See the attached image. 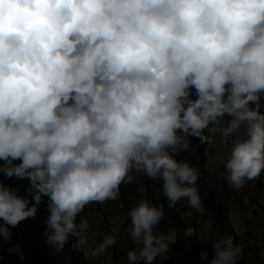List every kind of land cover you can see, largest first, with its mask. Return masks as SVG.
Here are the masks:
<instances>
[{"label":"clouds","instance_id":"9594fccd","mask_svg":"<svg viewBox=\"0 0 264 264\" xmlns=\"http://www.w3.org/2000/svg\"><path fill=\"white\" fill-rule=\"evenodd\" d=\"M262 99L264 0H0V175L30 193L0 182V238L47 197L54 251L74 236L73 248L100 256L115 235L86 248L89 223L77 218L118 200L133 173L160 181L169 208L186 200L204 214L200 170L180 153L219 133L232 141L227 184L258 179ZM165 215L147 197L128 211L127 264H154L175 243L174 230L156 231ZM211 247L208 264L244 255L228 233Z\"/></svg>","mask_w":264,"mask_h":264},{"label":"trees","instance_id":"16d2710c","mask_svg":"<svg viewBox=\"0 0 264 264\" xmlns=\"http://www.w3.org/2000/svg\"><path fill=\"white\" fill-rule=\"evenodd\" d=\"M262 110H264V99L261 101ZM207 136V130H205ZM191 141V149L187 151V161L199 168L201 176L198 180V188L200 196L203 200V206L206 211H209L214 226L219 230L220 234L228 233L235 237L239 243L237 234L230 220L229 201L237 196V192L232 191L226 186L224 179V186L222 189L213 185L211 173L207 170L206 162L209 160L212 151L208 146L207 141L202 143L195 138H189ZM221 172L225 175L226 170L224 165ZM135 179L131 184H124L120 187V196L122 198L126 214L131 209L129 207V198L131 195L135 196L136 202L142 198L147 199L153 203H163L165 210V218L159 223L160 231L168 233L174 230L176 234V242L170 245L167 252L168 260L162 264H208L212 258L214 250L211 247L213 240L206 239L203 241L193 240L189 242L186 239L185 231L187 225L183 218V209L179 208L176 204L175 207L169 208L167 199L161 193V182L153 181L144 176V183L146 186V194L141 195L138 193V173H133ZM258 180V179H255ZM0 182L11 186L18 190L19 195L27 196L30 198V193L26 191L29 187L27 180H18L16 178L9 179L6 176L0 175ZM100 206V203H99ZM47 197L42 198V202L38 205V211L35 218H29L22 221L15 228H10L12 236L8 240L0 238V264H61L62 259L52 253L53 246L48 244L47 236L45 235L47 225L46 220L48 217ZM81 213L77 218L80 221ZM128 218V216H127ZM169 223L166 224L165 220ZM2 223V221H0ZM128 218V224H130ZM76 242V237L71 236L65 244L66 249L70 251L71 258L74 261L76 257V249L73 244ZM14 248L19 249V253L13 252ZM137 248L132 244L127 249H120L114 252L115 264H127L126 253L130 249ZM207 253L206 259L202 254ZM143 264V262H140ZM238 264H247L243 257L239 260Z\"/></svg>","mask_w":264,"mask_h":264},{"label":"crops","instance_id":"0c3cea01","mask_svg":"<svg viewBox=\"0 0 264 264\" xmlns=\"http://www.w3.org/2000/svg\"><path fill=\"white\" fill-rule=\"evenodd\" d=\"M207 137V143L212 154L206 162V167L211 173L214 186L222 189L227 173L224 175L221 172L224 163L220 158L226 157L231 149L232 141L228 143L221 135H213L211 137L210 133L207 134ZM178 159L187 161V151L180 153ZM137 181L138 193L141 195L146 194L147 189L143 175L139 174ZM226 186L232 191L237 192V196L229 201L230 220L239 243L244 247L246 263L264 264V173L261 174L258 180L248 181L239 190L233 189L227 182ZM136 204L135 196L131 195L129 198V207L132 208ZM177 205L179 208L184 209L183 218L187 229L190 230V236L186 237L189 242L193 240L203 241L202 238L215 240L221 236L219 230L213 224L209 211L205 210L204 214H199L188 206L186 200L179 201ZM81 219H87L89 223L87 235L91 239L89 243L93 247L102 241L104 235L109 233L115 235L117 243L100 256L86 255L82 258L80 264H115L114 252L117 249H127L132 244L136 245L129 235L131 223L128 224V218L121 196L118 200H109L102 204L100 203V206L99 203L87 205L81 212ZM165 223L168 224L169 221L166 219ZM206 226L209 227V231L204 233L203 229ZM113 229H116V231L113 232ZM156 231L161 232L159 225ZM13 252L19 253V249L14 248ZM62 252L63 249L59 253L54 251V247L52 249V253L56 256L61 257ZM202 256L206 259L208 254L205 252ZM167 260L168 255L165 253L157 257L154 264H162Z\"/></svg>","mask_w":264,"mask_h":264},{"label":"rangeland","instance_id":"374dc122","mask_svg":"<svg viewBox=\"0 0 264 264\" xmlns=\"http://www.w3.org/2000/svg\"><path fill=\"white\" fill-rule=\"evenodd\" d=\"M210 133V135H211V137L213 136V135H217V136H219L220 134L219 133H212V132H209L208 130H207V134H209ZM225 141H227L228 143H229V141H231V138H225L224 139ZM213 180V179H212ZM214 183V182H213ZM223 184H224V182H223ZM214 185V184H213ZM224 186V185H223ZM249 201H251L250 199H249ZM183 212H184V209H183ZM91 241V239H89V242ZM86 248H89V247H93V245L91 244V243H89L88 245H86L85 246ZM77 250V249H76ZM86 255L82 252V251H79V250H77L76 251V257H75V260L73 261L72 260V258H71V253H70V251H68V249H66V247L64 246V248H63V252H62V256H61V259H62V262H61V264H67V263H69V264H80L81 263V260H82V258L83 257H85ZM88 256H91V254L89 253L88 254Z\"/></svg>","mask_w":264,"mask_h":264}]
</instances>
